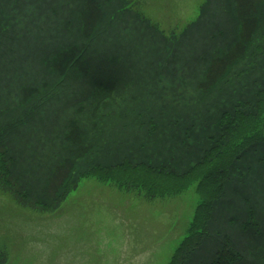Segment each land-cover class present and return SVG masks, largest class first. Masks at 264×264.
Masks as SVG:
<instances>
[{"label":"trees","instance_id":"16d2710c","mask_svg":"<svg viewBox=\"0 0 264 264\" xmlns=\"http://www.w3.org/2000/svg\"><path fill=\"white\" fill-rule=\"evenodd\" d=\"M78 1L79 36L91 45L111 28L105 7L120 18L122 0ZM69 2L0 0V73L25 68L30 22L40 15L30 7L57 3L63 9ZM148 27L145 41L132 40L131 49L119 43L123 64L111 57L119 84L94 86L92 130L86 135L71 119L62 145L51 142L57 151L48 154L53 163L40 189L30 181L29 160L10 156L9 147L45 98L35 85L21 84L10 106V77L0 75V191L22 208L50 214L83 178L151 170L175 183L166 193L193 184L197 195L186 236L168 264H264V0H207L181 44ZM88 49L60 46L49 71L61 79L71 70L87 77L90 64L96 69L91 57L103 65L105 58ZM82 112L81 105L73 113ZM5 256L0 248V264Z\"/></svg>","mask_w":264,"mask_h":264},{"label":"rangeland","instance_id":"374dc122","mask_svg":"<svg viewBox=\"0 0 264 264\" xmlns=\"http://www.w3.org/2000/svg\"><path fill=\"white\" fill-rule=\"evenodd\" d=\"M206 1L122 0L120 18L115 17L114 8L105 7L106 15H111L107 28H111L105 35L97 34L91 45L79 36L78 0H70L63 9L55 6L57 3L30 7L40 15L30 22L25 68L14 71L10 66V72L0 75L10 77V97L5 101L10 106L21 84L35 85L45 98L33 120L15 136L16 142L10 139L9 147L10 156L29 160L27 172L37 189L53 163L48 154L57 151L52 147L62 145L68 121L76 119L86 135L92 130L88 110L96 93L94 86L119 84L116 66L123 64L124 58L119 43L131 49V41H145L143 31L152 26L163 36L175 35L181 44L184 28ZM72 44L89 47L88 52L91 48L100 50L105 55L104 65L92 56L96 69L90 64L87 77L71 70L63 79L58 78L49 71V58L55 49ZM175 50L177 66L182 68L186 54L182 47ZM112 56H117L114 65ZM10 62L22 64L12 57ZM176 84L172 82L168 88ZM81 105L83 112L74 114ZM132 169L112 174L111 180L95 175L83 178L62 206L50 214L22 208L0 191V248L6 254L5 264H168L194 216V185L166 193V185L173 181L151 170Z\"/></svg>","mask_w":264,"mask_h":264}]
</instances>
